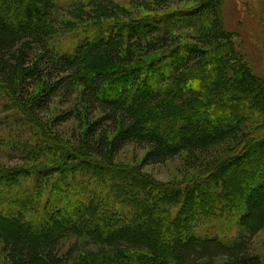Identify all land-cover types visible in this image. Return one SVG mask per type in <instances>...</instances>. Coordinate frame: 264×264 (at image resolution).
<instances>
[{"label":"trees","instance_id":"1","mask_svg":"<svg viewBox=\"0 0 264 264\" xmlns=\"http://www.w3.org/2000/svg\"><path fill=\"white\" fill-rule=\"evenodd\" d=\"M182 1L189 6L167 11ZM221 3L144 0L138 17L111 0L91 7L0 0V96L32 133L22 130L16 145L25 166L0 169L8 264H78L83 255L90 264L110 256L139 264L258 262L252 239L264 229V80L237 51ZM81 21L84 39L56 49L60 32ZM72 90L78 106L51 116L54 98ZM71 117L74 144L55 133ZM128 145L144 150L141 165L184 155L183 165L198 172L155 182L118 166ZM25 181L31 189L17 186ZM110 187L115 196L138 188L149 200L122 193L129 198L122 207ZM124 213L134 214L133 223L123 224Z\"/></svg>","mask_w":264,"mask_h":264},{"label":"rangeland","instance_id":"2","mask_svg":"<svg viewBox=\"0 0 264 264\" xmlns=\"http://www.w3.org/2000/svg\"><path fill=\"white\" fill-rule=\"evenodd\" d=\"M72 0H58V3L64 7L68 5ZM113 4H117L126 8L133 10L138 17H140L145 9L141 5L144 0H111ZM81 3H86L88 6L91 5V0H80ZM190 3L182 1L180 3L175 4L172 2L170 4V8L167 11H173L171 9H180L187 8ZM91 7V6H90ZM60 9L59 14L57 16L64 17V10ZM221 16L223 19V23L225 28L230 31L233 35V41L237 51L242 55L244 61L251 67L253 72L259 75L264 80V0H222L221 6ZM89 12V10H88ZM166 12V11H163ZM87 19V16L86 18ZM84 21L80 23V25L74 31L67 30L61 31L60 34L54 40V47L61 52L70 51L78 42L84 39ZM87 32L86 34H88ZM78 99L76 91H71L66 95H57L53 103L51 104L49 114L51 116H56L63 114L66 111L73 110L76 106H78ZM6 106L5 98L0 96V169L8 168L16 165L23 164L19 160L18 156L20 153L16 145H18V141L21 138L22 130L24 126V122L21 120L22 117L14 116V112H9ZM12 116L7 119L9 116ZM9 122V124H7ZM5 127H10L12 130L11 133L6 134L9 130ZM14 128V129H13ZM3 129L6 131L4 134ZM78 129V120L71 117L66 122L57 124L55 126V133H59V136L64 137V142L74 144V141L71 138V132H75ZM3 131V132H1ZM24 131L23 137L27 134L29 136V129ZM67 140V141H66ZM44 151V150H42ZM144 150L135 145H128L124 147L116 156L115 161L121 168H127L135 171V174L140 173L143 176H149L153 178L155 182L168 184L171 181L179 182L184 181L186 178L191 175L197 173L196 168H188V166L183 165V157L184 155H179L174 157L171 160L166 161L164 164H142ZM38 160L32 158V163L34 165H40L41 161L45 160V154L39 155ZM38 161V162H37ZM37 162V163H35ZM25 166V164H23ZM140 168V169H139ZM138 171V172H137ZM142 172V173H141ZM79 173V172H78ZM75 175L78 174L76 173ZM34 177H36L34 173ZM125 180H121L120 186L121 188L125 186L123 183ZM19 182V181H18ZM26 184H17V186H24V188L31 189V181H25ZM24 183V181H23ZM188 183V182H183ZM181 183H171L170 185L179 187L183 185ZM20 188V187H19ZM134 187L123 188L122 190H118L120 192L119 196H115V189L108 188L106 191L110 194V198L114 200V203L120 202V206L123 207V203H129V198L122 193L136 194L135 196L142 202L148 201L149 198L147 196L141 195V192L138 188ZM180 189V188H179ZM18 192V191H17ZM30 195H32L33 191L30 190ZM108 193L106 192L107 196ZM15 194V192H14ZM236 196V195H235ZM4 202L7 203L5 196H2ZM13 201V199H10ZM9 201V200H8ZM30 205H32V196L29 199ZM21 204V203H18ZM113 204V202H112ZM117 204V205H118ZM25 204V206H27ZM114 208V207H113ZM46 210L44 211L45 214ZM108 214V213H104ZM109 215V214H108ZM114 215H118L116 209H114ZM134 214L124 213L122 216L123 224H131L134 221ZM229 234V232H226ZM68 247V241H64L60 246L59 250L64 252ZM252 250L258 256V262L255 264H264V229L259 231L252 239ZM84 257L78 258V264H90L92 257ZM110 256L107 264H139L134 260L130 262L128 260H120L117 258H111ZM5 255L3 251V245L0 241V264H8L5 261ZM100 263L104 264L100 261Z\"/></svg>","mask_w":264,"mask_h":264}]
</instances>
